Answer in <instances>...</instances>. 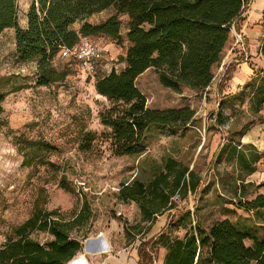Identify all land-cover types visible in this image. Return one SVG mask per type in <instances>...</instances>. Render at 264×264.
Segmentation results:
<instances>
[{
    "label": "rangeland",
    "instance_id": "374dc122",
    "mask_svg": "<svg viewBox=\"0 0 264 264\" xmlns=\"http://www.w3.org/2000/svg\"><path fill=\"white\" fill-rule=\"evenodd\" d=\"M30 2L19 0L21 20ZM113 13L110 9L89 21L98 24ZM244 17L240 31L235 30H250L253 36L237 43L206 90L183 87L176 93L160 84L154 69L138 78L148 109L190 108L195 116L181 129L152 125L144 150L134 156L115 154L112 129L104 125L103 115L114 106L95 89L104 74L92 78L70 67L64 81L37 86L35 65L19 63L13 55L14 30L4 32L0 91L8 96L0 116V247L37 208L56 212L55 220L83 242L81 253L68 264L80 256L99 257L106 264H139L145 251L153 252L148 264H163L165 250L154 244L158 236L153 235L170 231L184 237L181 218L205 231L229 219L250 235L247 246L264 240V209L250 206L264 194V9L250 0ZM125 30L122 45L91 37L105 51L100 66L106 73L125 65L120 60L130 46ZM65 64L59 57L54 63L59 70ZM21 70L26 72L19 75ZM89 132L96 140L90 149H81ZM170 160L193 171L199 186L185 197L178 193L173 209L159 215L146 233L149 223L140 206L121 200L119 191L135 180L150 183L166 172ZM64 179L69 190L61 187ZM34 236L42 243L51 238L47 233ZM100 239L107 249L93 254L92 243Z\"/></svg>",
    "mask_w": 264,
    "mask_h": 264
},
{
    "label": "trees",
    "instance_id": "16d2710c",
    "mask_svg": "<svg viewBox=\"0 0 264 264\" xmlns=\"http://www.w3.org/2000/svg\"><path fill=\"white\" fill-rule=\"evenodd\" d=\"M249 4L250 0H33L26 14L27 28H23L19 0H0V35L6 29L15 30L16 60L35 62L36 85L48 86L64 81L70 75V67H76L65 60L62 70L57 69L54 63L62 49L74 47L84 37L95 36L122 45L126 29L130 46L120 59L124 67L98 77L95 89L114 103L103 115V122L112 129L115 154L134 156L144 150L145 134L152 125L181 129L195 116L190 108L148 109L146 97L137 86L138 78L154 69L160 84L176 93L183 87L206 90L229 53L234 52L237 37L233 27L240 31L238 25L245 21ZM108 9L115 12L106 21H87ZM261 94L262 103L264 89ZM7 96V91H0V116ZM96 137L95 133H86L81 149H90ZM179 166L170 160L166 172L150 183L135 180L119 191L121 200L140 206L143 220L149 223L146 233L159 215L173 209L178 193L183 192L185 197L190 190L198 189L195 173ZM260 186L264 188V183ZM61 187L69 190L65 179ZM250 206L252 210L264 209V194ZM55 215L54 211L35 209L0 247V264H68L81 253L83 242L55 220ZM180 222L186 230L184 237L163 231L153 241L166 252L163 264H264V240L254 239L252 246H247L250 235L229 219L216 222L208 231L188 224L187 218ZM36 232L47 233L51 238L42 243L34 236ZM152 253L141 252L139 264L151 262Z\"/></svg>",
    "mask_w": 264,
    "mask_h": 264
},
{
    "label": "built area",
    "instance_id": "2783aa9c",
    "mask_svg": "<svg viewBox=\"0 0 264 264\" xmlns=\"http://www.w3.org/2000/svg\"><path fill=\"white\" fill-rule=\"evenodd\" d=\"M245 16V14H244ZM234 33L237 37V43L243 42V35L238 34L233 27ZM104 50L98 45L92 38L84 37L81 41L72 48H64L60 52L59 57L73 62L76 65V68L87 76L94 77L98 74L108 75L112 71L119 72L121 68H114L109 72H105L104 69L100 66L104 60ZM37 69H35L36 71ZM26 70H21L19 75L25 73Z\"/></svg>",
    "mask_w": 264,
    "mask_h": 264
},
{
    "label": "crops",
    "instance_id": "0c3cea01",
    "mask_svg": "<svg viewBox=\"0 0 264 264\" xmlns=\"http://www.w3.org/2000/svg\"><path fill=\"white\" fill-rule=\"evenodd\" d=\"M33 0H31V2H32ZM31 2H30V4H31ZM250 5V4H249ZM253 5L255 6V7H257V8H259V9H264V0H253ZM249 7V6H248ZM108 10H110V9H108ZM108 10H105V11H103V12H100V13H98V14H103L104 12H106V11H108ZM115 12V11H114ZM26 14H27V12H25ZM26 14H25V16H24V19L23 20H21L20 19V21H22L23 23H21L20 25L23 27V28H27V25H28V21H27V17H26ZM114 14V13H113ZM112 14V15H113ZM96 15V14H95ZM94 16V15H93ZM111 15H109L108 16V18L110 17ZM91 18V17H90ZM90 18L89 19H87V21L88 22H90L89 20H90ZM108 18H106L105 20H103L102 22H104V21H106ZM102 22H100V23H102ZM91 23V22H90ZM93 24V23H92ZM12 31V30H14V29H6L4 32H6V31ZM3 32V33H4ZM14 32H15V30H14ZM241 32H242V34H243V37H248V38H250V37H252L253 36V34L251 33V31L250 30H244V31H242L241 30ZM2 33V34H3ZM2 34L0 35V38H1V36H2ZM14 48L16 47V41H15V33H14ZM15 50V49H14ZM13 55H15L16 56V53H15V51H14V54ZM33 65H35V68L34 67H32V69H36V63L35 62H31ZM122 64H124V63H122ZM7 69H8V67H7ZM0 74H1V72H0ZM161 233H159L158 231L156 232V233H154V235L153 236H155V238L157 237V236H159ZM165 254H166V252H165ZM85 257V256H84ZM165 257V256H164ZM99 257H93V256H91V257H85V260H86V264H106V263H102V262H99V259H98ZM163 263V262H162Z\"/></svg>",
    "mask_w": 264,
    "mask_h": 264
},
{
    "label": "water",
    "instance_id": "95a60500",
    "mask_svg": "<svg viewBox=\"0 0 264 264\" xmlns=\"http://www.w3.org/2000/svg\"><path fill=\"white\" fill-rule=\"evenodd\" d=\"M98 242V243H97ZM96 243H92L93 248H92V253H99L107 249V245L103 239H100ZM89 249V248H88Z\"/></svg>",
    "mask_w": 264,
    "mask_h": 264
},
{
    "label": "bare ground",
    "instance_id": "6f19581e",
    "mask_svg": "<svg viewBox=\"0 0 264 264\" xmlns=\"http://www.w3.org/2000/svg\"><path fill=\"white\" fill-rule=\"evenodd\" d=\"M73 264H84V257L80 256V258H78L77 260H74V262H72Z\"/></svg>",
    "mask_w": 264,
    "mask_h": 264
}]
</instances>
